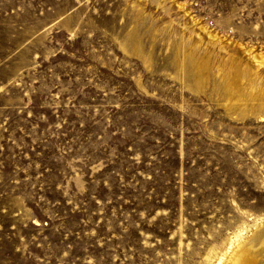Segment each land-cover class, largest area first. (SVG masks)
I'll list each match as a JSON object with an SVG mask.
<instances>
[{
    "label": "rangeland",
    "instance_id": "obj_1",
    "mask_svg": "<svg viewBox=\"0 0 264 264\" xmlns=\"http://www.w3.org/2000/svg\"><path fill=\"white\" fill-rule=\"evenodd\" d=\"M259 228L264 0H0V264H264Z\"/></svg>",
    "mask_w": 264,
    "mask_h": 264
},
{
    "label": "bare ground",
    "instance_id": "obj_2",
    "mask_svg": "<svg viewBox=\"0 0 264 264\" xmlns=\"http://www.w3.org/2000/svg\"><path fill=\"white\" fill-rule=\"evenodd\" d=\"M260 229V228H259ZM264 229V228H263ZM262 229V230H263ZM261 229L260 230H257V231H255L256 233H255V235L257 236V234H259V233H262L263 234V236H264V231H262ZM253 235V234H252ZM260 236V235H259ZM253 237V236H252ZM254 238H256V237H254ZM254 238H252V239H254ZM251 239V240H252ZM256 239H259V238H256ZM261 239V238H260ZM249 240H250V238L247 240V242H249ZM253 241V240H252ZM260 241V240H259ZM255 243V242H254ZM250 245V244H249ZM251 245H252V243H251ZM247 246H248V243H247ZM263 247V246H262ZM247 250H249V249H247ZM247 250H239V249H235V250H233V252L232 253H229V255H228V252L226 251L225 252V254L219 259V261H218V264H235V261H238L239 260V258H240V260H239V264L242 262V261H244V260H249V251H247ZM251 250V249H250ZM259 252V251H258ZM251 254V253H250ZM252 255V254H251Z\"/></svg>",
    "mask_w": 264,
    "mask_h": 264
}]
</instances>
